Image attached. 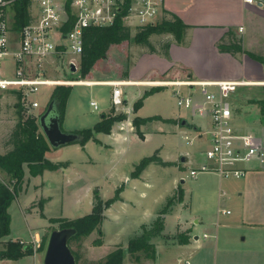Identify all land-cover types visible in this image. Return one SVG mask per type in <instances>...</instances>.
Instances as JSON below:
<instances>
[{
    "label": "rangeland",
    "instance_id": "374dc122",
    "mask_svg": "<svg viewBox=\"0 0 264 264\" xmlns=\"http://www.w3.org/2000/svg\"><path fill=\"white\" fill-rule=\"evenodd\" d=\"M218 9L211 10V4L208 3L207 12L204 10L200 12L213 15L218 13ZM186 13L187 21L192 24L210 23L209 18L200 16L196 9ZM136 31L132 29L131 40L115 44L87 78L79 77L80 67L77 72H71L69 64V60L73 57L71 54L64 55L59 65L47 66V77L79 83L63 84L73 88L62 124L65 131L92 129L98 122L102 123L106 115L113 117L126 114V117L115 121L110 133L93 132V136L85 143H70L58 149L52 148L55 152L49 157L53 160L69 161V166L60 168L59 171L45 170L49 171L44 177L45 184L40 183L42 187L37 186L34 192V182L38 179L35 181L29 175L25 177V184L19 191L11 211L13 236L11 234L4 237L0 247L12 240V237L15 240L19 237L29 239L30 241H21L32 244L40 252L41 264H44L48 237L53 230L61 229V222H52L51 218L75 219L84 216L93 210L96 195L106 201L114 197L117 190L121 188L122 199L114 202L104 211L105 219L101 232L95 230L89 236L71 243V248L81 255L79 264H97L110 252L120 247L126 250L130 239L141 231V226L151 223L154 215H158L167 200L171 197L175 202L179 197L180 188H185L184 200L174 205L173 211L167 218V228L163 231L165 236L153 240L157 246V260L143 257L140 262H137L134 257L127 254L123 262V264H182L181 251L177 248H166L171 245L168 246V242H172L166 236L176 231V224L179 221L177 218L182 219L185 217L184 212H190V217L193 214L196 219L208 221L210 225L212 222L215 224L218 209L222 207L219 205L220 199L224 196L221 195L220 198L219 194L226 191L223 200L230 193L237 194L242 181L239 178L225 177L223 184H220L218 175L213 172L197 171L196 176L191 175V170L198 169L206 158L205 150L210 144L207 139L208 134L204 130L208 128V120L194 115L191 109L179 107L172 87L158 86L156 88L157 86L143 83H137L140 86H132L134 82L130 79L131 72L136 76L146 73L141 78L142 81L193 79V72L235 75L236 67L217 60L214 52L209 48L198 51L199 49L197 50L194 45L192 47L188 34L185 37V45L178 44L172 34H152L149 39L152 47H149L138 44L134 37ZM198 34L193 33L190 39L197 42ZM174 45L176 47L173 56L176 59L171 64H175L164 70L165 66L162 65L164 57L170 58V50ZM189 45L190 48L179 50L182 48L180 46L188 47ZM165 48L168 50L167 54L164 52ZM159 68L164 71L163 74ZM189 74L192 77H189ZM115 81L133 82L120 86L128 97V102L124 105L113 106L111 96L115 86L103 84ZM86 82H94V84H82ZM63 85L42 86L39 92L31 95V99L38 100L41 105L33 110L35 115H40L46 109L52 91ZM152 90H155L154 93L145 98L143 106L135 111V101L139 100L145 92ZM189 90L188 87H181L184 95ZM263 98L264 84L238 87L234 94L233 110L235 123H238L240 129L264 132V114L260 111L262 104L260 100ZM91 101H97L99 108L95 109L91 106ZM17 102L15 94L0 93V154H5L11 148L6 143L18 122ZM24 112L25 116L30 114L27 110ZM139 115L140 117L161 115L162 118H172L174 121L154 120L136 129L133 120ZM183 118H186L192 126H183ZM145 132L149 134L144 137ZM200 134L202 138H199ZM187 136L189 139L186 138ZM152 155L160 156L171 164L151 163L138 178H135L141 181H135L131 173L136 165L142 158ZM182 156H187V161H182ZM26 173L29 174L27 167ZM0 179L6 182L9 180L7 174L1 169ZM182 179H185V182H182ZM223 207L230 209L232 214L221 213V218H232L237 215L238 204L234 199H226ZM199 215L202 217L200 218ZM181 224L183 228L188 226L185 223ZM38 234L40 237L37 241ZM200 234L203 237L202 233ZM98 239H101L103 243L97 244ZM9 264L35 263L32 258H26Z\"/></svg>",
    "mask_w": 264,
    "mask_h": 264
},
{
    "label": "built area",
    "instance_id": "2783aa9c",
    "mask_svg": "<svg viewBox=\"0 0 264 264\" xmlns=\"http://www.w3.org/2000/svg\"><path fill=\"white\" fill-rule=\"evenodd\" d=\"M22 1L0 0V93H12L16 97L21 93L24 109L32 114L41 105L31 99V95L42 86L77 83L47 77V66L59 65L64 55L71 54L69 64L74 63L78 68L86 28L111 26L121 20L132 31L157 24L165 15L164 0H29L28 21L17 30L16 5ZM67 24L71 28L65 31ZM143 84L172 87L179 107L191 109L194 115L211 123L207 131L210 146L205 150L206 158L198 169L191 170L192 176L204 171L223 178H241L253 163L264 167V132L243 133L235 123L234 94L238 87L249 82L187 79L143 81ZM113 85L111 103L124 105V92L120 87L123 84ZM181 87L190 90L184 95ZM90 104L99 108L97 101ZM223 212L230 213L229 210Z\"/></svg>",
    "mask_w": 264,
    "mask_h": 264
},
{
    "label": "trees",
    "instance_id": "16d2710c",
    "mask_svg": "<svg viewBox=\"0 0 264 264\" xmlns=\"http://www.w3.org/2000/svg\"><path fill=\"white\" fill-rule=\"evenodd\" d=\"M28 1L29 0H23L16 5L17 15L15 28L17 30L28 21ZM70 28L71 25L67 24L64 30L68 31ZM188 28H190V25L186 24L178 15L171 14L170 18L165 16L162 21L157 24L147 25L138 29L134 37L138 44L152 47L149 41L152 34L169 33L174 36L178 44L185 45V37ZM131 39V28L123 25L121 20H117L111 26L86 28L84 32V47L79 65V77H89L90 73L96 70L101 61L105 59L111 47ZM218 48L220 51L229 52L231 54L244 51L242 39L231 29L222 36L218 42ZM164 52H166V54L168 53L167 48H165ZM251 56L256 59L258 58V56L253 54H251ZM189 77H192V75L189 74ZM72 90V86H59L52 91V97L50 96L49 99L50 102L51 99L56 98L60 103L62 124L64 122L66 106L72 94ZM154 91L155 90L145 92L144 95L134 103V110L138 111L143 106L145 98L153 94ZM21 97L22 95L19 93L17 95L18 102L16 104L18 122L10 133L6 143L7 146H11V148L5 154H0V169L5 172L9 178L8 182L0 179V244L3 243L2 239L11 233L12 216L9 209L13 201L18 197L19 191L23 188L25 168L27 167L29 169L32 176H37L42 175L45 170L55 171L60 168H66L70 164L69 161H52L48 158L47 154L52 151V147L39 126L38 116L32 113L25 116ZM260 103H262L260 105V111L264 114V98L260 100ZM125 117L126 114H119L113 117L106 115L102 120L103 122H98L94 128L76 131L84 136L83 141L80 143L87 142L91 136H93V132L110 133L114 122L123 120ZM154 120L174 121L172 118L165 119L160 115L149 117L136 116L133 120V125L136 129H139L141 125ZM151 163L161 165L171 164V162L164 161L160 156H147L142 158L136 165L135 170L131 173L132 177L138 178L142 171ZM121 191L122 189L119 188L116 195L106 201H103L96 195L93 210L84 216L75 219L51 218V221H60L61 228H75L77 230L76 234L69 240V245L71 247L73 241L81 240L89 236L95 230L101 232V226L105 219L104 211L114 202L122 199L120 196ZM179 192V197L175 202L172 201L171 197L167 200V203L158 212L154 221L150 224H143L141 226V231L137 236L130 239L126 250L120 247L110 252L106 255L104 260H101L97 264H123L127 254L134 257L137 262H140L143 257L156 261L158 257L157 246L153 240L165 236L163 234L165 230V215L173 210L175 204L183 201V189L179 190ZM166 237L171 239L173 243L185 244L189 241L190 235L188 232H181L179 230L176 234H170ZM96 243L102 244L103 241L98 239ZM40 247L41 246H39V248ZM35 250L36 248L32 244H25L21 240H9L5 242L3 247H0V260H18L24 256L33 254ZM72 252L76 258L77 264H79L81 255L73 249Z\"/></svg>",
    "mask_w": 264,
    "mask_h": 264
},
{
    "label": "crops",
    "instance_id": "0c3cea01",
    "mask_svg": "<svg viewBox=\"0 0 264 264\" xmlns=\"http://www.w3.org/2000/svg\"><path fill=\"white\" fill-rule=\"evenodd\" d=\"M262 1L263 2L248 4L243 0H180V2H178V0H164V17L170 18L171 14H176L186 24L190 25L187 34L192 47L194 45L197 50L199 49L198 51H204L200 49L206 50V48H209L214 52L217 60L236 67L235 75L228 73L196 74L193 72V79L191 80H244L249 82L248 86L264 84V0ZM208 3L211 4V10L219 8L217 10L218 13L213 15L205 14L207 12ZM183 7L185 9H183ZM191 9H196L200 16L209 18L210 23L192 24L190 21H187L186 12ZM200 10L206 12H200ZM230 29L235 31L237 36L242 39L244 51L231 54L219 50L218 42ZM195 32L199 33L197 42H193V40L190 39V35L192 36ZM175 45L171 47L170 58L164 57V63L162 64L165 66L164 70H167L170 66L175 64H171V62L176 59L173 56L174 49L177 46ZM191 46H180L182 48L179 50H185ZM251 54L258 56V58L252 57ZM168 61H170V63ZM159 69L163 71L161 68ZM155 70L157 71V69ZM163 73L164 71L161 72V74ZM131 74L132 76L130 79L134 82L132 86H140L141 82H143L141 78H143L146 73L141 76H136V74L132 72ZM125 95L126 93L124 92V97ZM207 122L208 128L204 130L205 132L211 128V123L209 121ZM236 125L240 132L260 133L254 130H243L239 128L238 123ZM146 134H149V132H145L144 137ZM201 134L199 138L203 137ZM208 137L209 136H207L208 143L210 144ZM53 152H55L53 149L48 152V158L52 161H60L53 160L49 157ZM48 172L49 171H45L42 175L32 176L30 172L29 174L26 173L25 168V177L29 175L35 181L38 179L37 182H34L35 188H33V192L36 190L37 186H41L40 183L45 184L44 177ZM218 177L220 179V184H223V177L219 175ZM239 179L242 181L239 184L237 194L234 195L230 193V195L226 197V199H234L238 204L237 215L235 217H220L221 213L232 214L230 209L223 207V204L226 203V199L223 200L226 195V191L224 190L219 194L220 198L222 197L221 195L224 196L221 198L223 201L220 199L219 205L222 206V210H220L221 208L219 207L215 224L212 222L210 225L207 223L208 221L204 222L201 219H196L193 214H191L190 217V212H184L185 217L182 219L177 218L179 221H177L176 224V231L170 234H176L179 230L181 232H188L190 235L189 241L185 244L168 242L167 245H171L166 248H177L180 250L182 256L180 260L182 264H264V167L261 168L257 163H253L247 174ZM134 180L141 181L135 178ZM182 180L185 182V179ZM181 189L184 191V200L185 188H180V190ZM17 198L14 201H16ZM13 203L9 209L10 213ZM223 210H229L230 213L223 212ZM171 212L165 215V228H167V218ZM155 216L157 217L155 214L152 221L156 218ZM199 217L201 218L202 216L199 215ZM193 219H196V221H193ZM190 222L192 224H189ZM181 223L188 224V226H184L183 228ZM200 233H202L203 237H201ZM11 234L12 230L10 235ZM36 237L38 241L40 235L38 234ZM11 239L15 240L14 237ZM16 240L30 241L29 239L20 237ZM26 258H32L35 264H41L40 252L37 249L33 254L24 256L18 260ZM12 261L17 260L4 259L0 260V263L5 264L8 262L9 264L12 263Z\"/></svg>",
    "mask_w": 264,
    "mask_h": 264
},
{
    "label": "water",
    "instance_id": "95a60500",
    "mask_svg": "<svg viewBox=\"0 0 264 264\" xmlns=\"http://www.w3.org/2000/svg\"><path fill=\"white\" fill-rule=\"evenodd\" d=\"M74 63L70 64L72 73L77 72ZM128 102L127 96L124 97V103ZM39 126L53 149L61 148L70 143H80L84 136L76 131H65L61 122V107L56 98L48 103L46 109L38 115ZM182 125L191 127L192 125L186 119H182ZM197 129V126H195ZM187 156H182V161H187ZM184 180H182L183 182ZM75 228L55 229L51 232L44 257V264H77L76 258L69 245V240L76 234Z\"/></svg>",
    "mask_w": 264,
    "mask_h": 264
},
{
    "label": "bare ground",
    "instance_id": "6f19581e",
    "mask_svg": "<svg viewBox=\"0 0 264 264\" xmlns=\"http://www.w3.org/2000/svg\"><path fill=\"white\" fill-rule=\"evenodd\" d=\"M141 82V81H140ZM78 83V82H77ZM133 82H129V81H115V82H110V83H106L104 82L103 84H132ZM143 83V82H141ZM79 84V83H78ZM82 84H94V82H86V83H82ZM98 84V83H97ZM100 84V83H99Z\"/></svg>",
    "mask_w": 264,
    "mask_h": 264
}]
</instances>
